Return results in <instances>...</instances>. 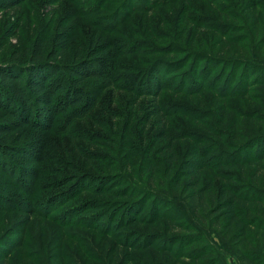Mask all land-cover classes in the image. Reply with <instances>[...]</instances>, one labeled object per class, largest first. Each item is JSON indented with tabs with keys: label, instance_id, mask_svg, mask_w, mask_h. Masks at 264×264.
<instances>
[{
	"label": "trees",
	"instance_id": "16d2710c",
	"mask_svg": "<svg viewBox=\"0 0 264 264\" xmlns=\"http://www.w3.org/2000/svg\"><path fill=\"white\" fill-rule=\"evenodd\" d=\"M24 1L0 0V10H10ZM69 1L77 3L80 0ZM142 1L145 3L135 5L133 11L141 10L142 5L147 10H154L179 0ZM128 5H131L129 1ZM97 6L85 9L80 6L77 12L106 36L120 24L124 14L122 11L115 12L110 19H106L97 14ZM73 38L74 35L66 29L58 28L55 32L46 29L35 37L29 47H24L21 52L15 50L1 61L0 176L6 181L0 183V212L37 213L68 228L81 225V221L86 219L85 212L93 210L90 222L83 225L99 229L105 238L109 234L114 236L115 229L121 226L143 227L147 234L136 236L134 241L129 242L128 236H123L124 246L131 247V252L142 264H225L223 252L233 255L242 264H264V75L256 77L251 86L246 85L243 89L239 85L231 89L225 84L220 90L213 84H206L217 70L216 64H225L230 69L242 68L239 76L245 77L249 66L263 72L261 62L255 64L252 54L249 59L247 56L234 57L232 61L198 57L195 63L194 58L187 57L185 61L177 60L176 64L164 63V67L156 68L159 63H154L149 72L142 74L137 70L135 72L130 65L118 67L115 61L118 57L136 56L140 54L139 50L143 54L145 48L132 44L123 49L120 42L113 47L104 37L95 42V35L92 45L72 50ZM229 44L235 45V41ZM189 62V68L185 69ZM178 66V70L185 69L183 76L187 77L185 74L192 71L193 78H186L189 87L183 88V84H175L174 77H167L166 72L177 70L174 68ZM220 74L221 71L213 78ZM145 75L146 80L152 77L149 83L142 79ZM112 88L129 92L135 101L152 97L155 107L148 119L187 116L184 110L187 107H170L168 101H159L158 96L163 93L195 98L206 94L203 90L212 89V97L221 99V103L216 107L210 103L207 109L188 108L191 109L189 116L192 121L198 126H205L204 133L161 131L152 135L146 147L148 155L138 161L139 164H132L135 168L131 171H125L126 168L121 170L115 164V157L111 156L108 160L107 155L78 153L87 166L97 162L98 173L77 174L61 182H53L51 187L47 184L41 186L42 191L47 188L63 190L45 199L31 201L41 187L37 185L36 173L26 170L25 164L38 163L41 159L45 136L56 130V134L66 136L70 144L82 140L93 147L87 138L74 136L68 130L74 123L87 119L103 92ZM251 89L254 94L252 100L260 101L257 104L253 101L254 109H227L226 100L236 95L244 96ZM58 104L60 108L56 107ZM211 116L215 118L213 127L208 121ZM24 128L33 130L37 140L22 147L14 146L17 141H13V134ZM114 135L109 142L117 143V150L123 151L120 155L122 160L127 159L123 161L125 166L139 147L138 141L130 140L132 134L129 132L123 135L122 131L120 138L116 137L117 132ZM185 141L191 144L187 159H183L186 152L179 154L181 150L175 146ZM158 146L163 147L157 149ZM161 150L166 152L163 157H160ZM160 167L164 170L163 175L159 173ZM137 170L140 176L148 174V181L141 177V184L132 179L133 172ZM201 170L206 171L203 182L194 175ZM194 176V181L180 186L183 179ZM26 177L31 181H27ZM156 186L159 189L154 188ZM28 194V205H22L12 197ZM85 194H92L99 202H85L81 207L62 209L77 196ZM102 197H109L110 202L118 204L110 215H104V212L112 205H105ZM96 205H101L103 210L95 213L99 208ZM115 211L118 212L116 215ZM152 230L158 233L148 234ZM138 238L140 240L136 241ZM18 246H13V250ZM53 254L55 262L60 260L63 264L60 252L57 250ZM113 255L114 251L111 252Z\"/></svg>",
	"mask_w": 264,
	"mask_h": 264
},
{
	"label": "rangeland",
	"instance_id": "374dc122",
	"mask_svg": "<svg viewBox=\"0 0 264 264\" xmlns=\"http://www.w3.org/2000/svg\"><path fill=\"white\" fill-rule=\"evenodd\" d=\"M127 1L131 4L130 6H126ZM207 2L208 0H179L173 5L154 10H147L142 5L141 10L133 11L135 5L145 2L142 0H80L73 3L69 0H25L10 10H0V64L15 50L21 52L24 47H29L43 30L49 29L51 32H55L60 28L61 30L66 29L74 35L71 42L72 50L78 46L92 45L91 41L95 35V42L104 37L105 41L113 47H116V44L120 42L119 45L123 46V49H128L132 44L139 48H145L143 51L146 52L143 54L139 50L140 54H136V56L118 57L115 61L118 67L124 68L130 65L129 67L134 68L135 72L137 70L142 74L149 72V67L154 63H159L156 67L158 68L164 67L162 66L164 63L176 64L177 60L185 61L187 57L194 58L195 63L198 57L207 58L209 56L232 61L234 57L246 58L247 56L249 59L251 54L253 62L255 64L261 62V68L264 69V0H213L211 3ZM95 5H98L99 13L97 12V14L106 19H110V15L115 12L122 11L124 14L120 24L106 36V33L101 35V32L97 31L96 25L77 12L80 6L85 9ZM240 36L241 38H236ZM231 41H235V45L229 44ZM119 45H117L118 49ZM190 63L186 65L185 69L189 68ZM179 67L174 68L177 70L167 71V77H174L175 84H183V88L189 87L186 78L189 80L192 71L185 74L186 77L182 75L185 73L183 72L185 69L178 70ZM215 67L217 70L211 74L206 84H213V87L220 90L225 84H228L231 89L237 85L243 89L246 85L248 87L256 77L264 75V70L261 72L254 66L247 67L248 75L246 74L245 77L239 76L242 68L230 69L225 64H216ZM220 71V76L214 79L213 77ZM235 73L237 75L234 77ZM221 75L223 76L221 77ZM182 76L183 78H181ZM151 78L146 80V75L142 77L148 83ZM202 83L203 81H201ZM203 91L207 95L203 94L195 98H187L178 94L171 96L168 93L159 95L158 100L168 101L170 107H187L184 109L187 116L174 115L164 120L158 117L148 119L155 107L152 97H144L135 101L127 91L115 90V88L106 90L98 100L96 108L89 113L88 118L74 123L68 130L74 136L87 138L88 143L93 144V147H89L82 140H76L75 144H70L66 136L58 135L54 130L44 138L41 159L38 163L27 162L25 169L32 174L36 173L38 187H43L46 184L51 187L53 182H61L64 178L77 174L85 176L87 173H98L96 171L97 162L87 166L78 153H86L88 156L107 155L108 160L115 157V164H118L121 170L126 168L125 171H131L135 165L139 164L138 161L145 159L148 155L146 147L152 135L161 131L173 134L181 131L183 133L184 131L185 133H204L205 126H198L193 122L189 116L190 111L197 107L207 109L210 103L216 107L221 103V99L212 97V89ZM236 96L226 100L227 109L230 107H234L237 111L254 109L253 101L255 100H252L254 99L252 89L244 96ZM259 102L257 100L254 104ZM56 107L60 108L61 105L58 104ZM208 121L213 127L215 118L211 116ZM122 131L123 135L127 132L131 133L130 140L138 141L139 146L135 154L130 157L129 163L125 164L126 167L123 161H127V159L123 158L122 160L120 155L123 151L117 150V143L109 142L116 132L118 133L116 137L120 138ZM37 137L33 130L24 128L13 134V141H17V144L13 145L22 147L32 140H37ZM175 146L181 150L178 153L186 152L183 159H187V154L190 151L188 149L191 147L190 142L176 143ZM162 147L158 146L157 149ZM162 152L163 150H161L160 157L166 155V152ZM134 163L135 165L132 166ZM176 167L177 165H175ZM163 171V168L160 167L161 175H163ZM133 175L131 177L135 181L141 182L139 180L141 177L148 181V174L140 176L137 170L133 172ZM194 175L199 176L200 181L203 182L206 171L201 170ZM195 176L183 179L180 186L183 187L185 183L194 181ZM26 178L27 181H31L28 177ZM4 181L6 180L0 176V183ZM42 187L41 191H36V196H33L31 201H39L43 197L45 199L63 190L47 188L42 191ZM154 188L159 189L157 186ZM12 197L14 201L23 203L22 205L30 204V194L28 196L13 195ZM101 199L105 205H112L104 212V215H110L113 208L118 205L117 202H110L112 200L109 197ZM85 202L91 204L99 201L92 194H85L77 196L71 204L63 206L62 209L81 207ZM96 206L99 208L95 213L103 210L101 205ZM117 211L114 215L118 213ZM57 213L53 215H57ZM92 213H94L93 210L85 212L86 219L81 221V225L63 228L57 221H51L37 213L0 212V264H60L61 261L58 258L59 262H55L53 254L57 250L60 252L63 264H142L143 262L131 252L132 248L124 246L123 236L127 235L129 242L134 241L136 236L147 234L144 228L121 226L115 229L114 236L109 234L105 238L99 229L84 227L83 224L90 222L89 217ZM152 233L157 234L158 232L153 230L148 232V234ZM169 235L173 236L174 234ZM138 240L140 239L138 238L136 241ZM11 244L19 246L13 250V246L9 248ZM113 251L114 255L111 256ZM222 254L225 264H242L233 255L225 252ZM109 257L112 258L111 261Z\"/></svg>",
	"mask_w": 264,
	"mask_h": 264
}]
</instances>
